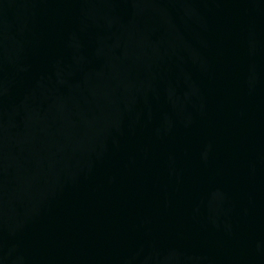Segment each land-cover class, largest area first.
<instances>
[{
	"label": "water",
	"instance_id": "95a60500",
	"mask_svg": "<svg viewBox=\"0 0 264 264\" xmlns=\"http://www.w3.org/2000/svg\"><path fill=\"white\" fill-rule=\"evenodd\" d=\"M0 264H264V0H0Z\"/></svg>",
	"mask_w": 264,
	"mask_h": 264
}]
</instances>
